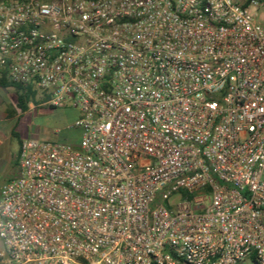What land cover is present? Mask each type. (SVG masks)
<instances>
[{
    "label": "built area",
    "instance_id": "2783aa9c",
    "mask_svg": "<svg viewBox=\"0 0 264 264\" xmlns=\"http://www.w3.org/2000/svg\"><path fill=\"white\" fill-rule=\"evenodd\" d=\"M78 114L23 137L0 264H264V0H0V74Z\"/></svg>",
    "mask_w": 264,
    "mask_h": 264
},
{
    "label": "rangeland",
    "instance_id": "374dc122",
    "mask_svg": "<svg viewBox=\"0 0 264 264\" xmlns=\"http://www.w3.org/2000/svg\"><path fill=\"white\" fill-rule=\"evenodd\" d=\"M0 112L8 115L0 121V187L14 176L18 141L25 137L51 143L75 144L79 132L70 128L77 119L75 110L52 108L39 101L28 102L30 107L19 112L15 107V96L4 94Z\"/></svg>",
    "mask_w": 264,
    "mask_h": 264
},
{
    "label": "trees",
    "instance_id": "16d2710c",
    "mask_svg": "<svg viewBox=\"0 0 264 264\" xmlns=\"http://www.w3.org/2000/svg\"><path fill=\"white\" fill-rule=\"evenodd\" d=\"M0 88L10 90L15 96V107L19 112L25 111L26 105L31 100L34 101V92L29 88H22L8 82L5 76L0 74Z\"/></svg>",
    "mask_w": 264,
    "mask_h": 264
},
{
    "label": "crops",
    "instance_id": "0c3cea01",
    "mask_svg": "<svg viewBox=\"0 0 264 264\" xmlns=\"http://www.w3.org/2000/svg\"><path fill=\"white\" fill-rule=\"evenodd\" d=\"M9 93H12L10 90H4V89H2V88H0V104L3 102V96H4V94H9ZM13 94V93H12ZM30 107H32V106H29L28 105V103H27V105H26V109H29ZM6 117H8V115H4V114H2L1 112H0V121L1 120H3V119H6ZM25 137V136H24ZM22 139V138H21ZM20 139V140H21ZM20 140L18 141V145H19V142H20ZM18 145H17V149H18ZM240 264H251L249 261H243V262H241Z\"/></svg>",
    "mask_w": 264,
    "mask_h": 264
}]
</instances>
